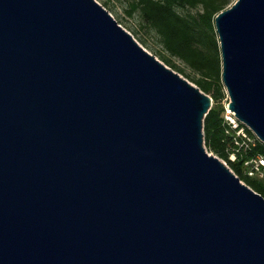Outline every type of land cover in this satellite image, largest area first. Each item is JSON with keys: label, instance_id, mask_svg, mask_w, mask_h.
Returning a JSON list of instances; mask_svg holds the SVG:
<instances>
[{"label": "water", "instance_id": "obj_1", "mask_svg": "<svg viewBox=\"0 0 264 264\" xmlns=\"http://www.w3.org/2000/svg\"><path fill=\"white\" fill-rule=\"evenodd\" d=\"M216 25L264 141V0ZM213 102L97 0H0V264H264V195L208 151Z\"/></svg>", "mask_w": 264, "mask_h": 264}, {"label": "trees", "instance_id": "obj_2", "mask_svg": "<svg viewBox=\"0 0 264 264\" xmlns=\"http://www.w3.org/2000/svg\"><path fill=\"white\" fill-rule=\"evenodd\" d=\"M133 1V9L139 10L160 36L165 52L158 56L213 97L214 104L204 122L206 146L224 158L242 180L264 195V179L249 174L246 166L250 157L264 155V141L259 138L256 145L238 150L233 133L228 132L225 116L224 100L228 96L223 82V54L216 17L234 0ZM234 152H237L235 160L231 158Z\"/></svg>", "mask_w": 264, "mask_h": 264}, {"label": "rangeland", "instance_id": "obj_3", "mask_svg": "<svg viewBox=\"0 0 264 264\" xmlns=\"http://www.w3.org/2000/svg\"><path fill=\"white\" fill-rule=\"evenodd\" d=\"M97 1L102 3L111 12V14L120 22V24H122V26L125 29L132 32L134 37L145 48H147L151 53L156 55L158 58H161L160 56H158V54L164 51V46L163 43L160 41V36L158 35L157 31L149 25V23L143 17V15H141L140 11L133 9V4H134L133 0H97ZM236 1L237 0H234V2ZM175 60L179 64L185 66L184 62L181 59L175 57ZM230 101H231L230 96H228L224 100L227 106L229 105ZM207 149L208 151L212 152L208 148V146ZM222 159L225 162H227L224 158Z\"/></svg>", "mask_w": 264, "mask_h": 264}, {"label": "built area", "instance_id": "obj_4", "mask_svg": "<svg viewBox=\"0 0 264 264\" xmlns=\"http://www.w3.org/2000/svg\"><path fill=\"white\" fill-rule=\"evenodd\" d=\"M226 122L228 124V132L233 133L236 146L238 150L241 148H249V146H254L257 144L259 137L251 129L249 125L243 123L236 115V112L229 109V106L226 107ZM252 131H251V130ZM233 160L237 158V152H234L231 156ZM246 166H248L249 174L257 175L264 179V155L257 154L250 157L246 161Z\"/></svg>", "mask_w": 264, "mask_h": 264}]
</instances>
